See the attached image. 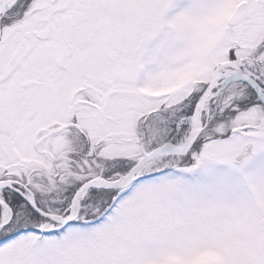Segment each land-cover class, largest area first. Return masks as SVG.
<instances>
[{"label": "snow or ice", "instance_id": "snow-or-ice-1", "mask_svg": "<svg viewBox=\"0 0 264 264\" xmlns=\"http://www.w3.org/2000/svg\"><path fill=\"white\" fill-rule=\"evenodd\" d=\"M0 264H264V0H0Z\"/></svg>", "mask_w": 264, "mask_h": 264}]
</instances>
